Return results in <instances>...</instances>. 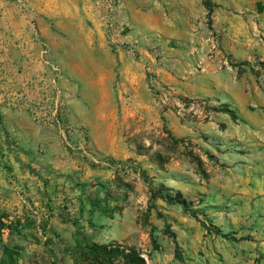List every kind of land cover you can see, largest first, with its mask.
I'll use <instances>...</instances> for the list:
<instances>
[{"label":"rangeland","instance_id":"1","mask_svg":"<svg viewBox=\"0 0 264 264\" xmlns=\"http://www.w3.org/2000/svg\"><path fill=\"white\" fill-rule=\"evenodd\" d=\"M122 11L121 0H0V218L19 224L16 232L3 230L0 236V264H14L12 254L17 264H94L77 251V232L86 242L136 249L146 264L147 258L150 264H195L203 259L188 257L177 241L175 225L183 229L186 220L210 239L209 250L230 251L238 238L253 239L246 229L239 237L221 224H226L221 207L204 198L182 197L185 205L150 199L149 183L158 188L165 181L160 171L169 173L171 159L187 148L172 139L163 115L173 90L160 84L155 69L163 66L153 55L157 47L164 59L162 42L153 37L145 49L125 38L130 27ZM99 38L116 58L122 51L141 64L148 91L160 105L158 116L133 108L130 96L126 103L116 98L110 108L108 100L67 76L64 66L74 53L98 45ZM64 48L72 58L64 56ZM108 128L125 159L103 156L96 148L93 134ZM189 154L208 183L200 154L193 149ZM54 161H73L81 170L62 173ZM128 207L145 232L141 244L105 242L96 213H102L101 222ZM171 249L173 258L167 255ZM243 262L264 264V255Z\"/></svg>","mask_w":264,"mask_h":264},{"label":"crops","instance_id":"2","mask_svg":"<svg viewBox=\"0 0 264 264\" xmlns=\"http://www.w3.org/2000/svg\"><path fill=\"white\" fill-rule=\"evenodd\" d=\"M121 1V18L130 27L125 38L145 49L153 37L162 42L163 66L155 69L160 84L173 90L163 115L172 138L187 148L171 159L169 173L159 170L165 175L161 185L172 195L218 205L226 219L221 224L235 228L239 237L246 229L253 238H238L230 251L209 250L210 239L186 220L183 229L175 225L178 243L188 257L203 259L195 264H232L233 259L243 264L244 259L260 258L264 255V0H208L211 11L204 0ZM63 52L72 58L67 49ZM64 70L85 92L108 100L110 108L116 98L126 103L130 96L136 110L160 114L141 64L122 51L116 58L101 38L98 45L76 51ZM223 107L236 118L215 110ZM111 131L93 134L96 148L103 156L125 159L119 157L122 150L116 148ZM192 149L210 172L208 183L190 159ZM207 154L213 161H207ZM52 164L62 173L81 170L73 161ZM133 211L124 209L117 218L115 213L104 215L101 222L102 213H96L105 242L141 244L145 232ZM173 254V249L167 253L172 258Z\"/></svg>","mask_w":264,"mask_h":264},{"label":"trees","instance_id":"3","mask_svg":"<svg viewBox=\"0 0 264 264\" xmlns=\"http://www.w3.org/2000/svg\"><path fill=\"white\" fill-rule=\"evenodd\" d=\"M204 5L206 8L211 9V5L207 0H204ZM215 110L230 113L233 118H236L235 114L228 108L223 107ZM172 139L174 140V138ZM143 175L145 181L149 183V179L145 178V174ZM149 189L151 200L161 199L170 205L186 204L185 200L182 199L181 194L172 195L168 193L170 190L163 185H160L158 188H156L151 183H149ZM18 225L19 224L13 225L12 223L7 224L4 218H0V236L3 230H8L10 233L16 232L17 228L15 226ZM77 236L79 237L77 242V251L83 256L91 257L94 264H115L116 261H118L119 264H146V260L136 249L132 248L129 249L128 252H125V250H121L118 245H101L98 243L86 242L85 235L82 232H77ZM33 242L38 244L37 240H34ZM1 248H3V246ZM11 257L14 261V264H17L16 255L12 254ZM119 259H121V261H119Z\"/></svg>","mask_w":264,"mask_h":264},{"label":"built area","instance_id":"4","mask_svg":"<svg viewBox=\"0 0 264 264\" xmlns=\"http://www.w3.org/2000/svg\"><path fill=\"white\" fill-rule=\"evenodd\" d=\"M153 55H154V58L157 60V63H158V64H161V63L163 64L162 56H161V54L159 53V50H158L157 47L154 49Z\"/></svg>","mask_w":264,"mask_h":264}]
</instances>
